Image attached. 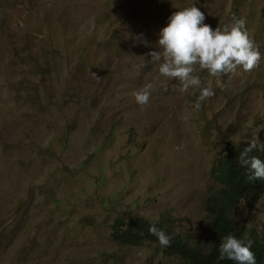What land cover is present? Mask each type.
<instances>
[{
	"label": "rangeland",
	"instance_id": "1",
	"mask_svg": "<svg viewBox=\"0 0 264 264\" xmlns=\"http://www.w3.org/2000/svg\"><path fill=\"white\" fill-rule=\"evenodd\" d=\"M190 6L213 29L245 19L261 53L223 88L198 71L215 93L198 110V89L175 91L147 62ZM253 137L264 143V0H0V264H185L159 242L121 244L112 223L168 215L207 248L211 167ZM233 218L264 236V195Z\"/></svg>",
	"mask_w": 264,
	"mask_h": 264
},
{
	"label": "clouds",
	"instance_id": "2",
	"mask_svg": "<svg viewBox=\"0 0 264 264\" xmlns=\"http://www.w3.org/2000/svg\"><path fill=\"white\" fill-rule=\"evenodd\" d=\"M204 20L205 14L196 6L173 12L167 25L159 32L158 50L151 51L149 53L151 59L147 61L149 64L158 65L159 76L179 82L175 91L186 93L189 89H198L199 96L195 104L197 110L203 101L215 94L211 84L201 86L202 82L197 74L198 71H206L210 77L217 78V86L223 88L224 85L219 79L220 77H231L236 74L238 69L251 73L259 67L261 61V53L246 28L245 19L234 18L230 26L216 27L215 29L204 23ZM156 87L155 83L150 82L134 92V99L141 108L149 103L151 94L156 90ZM245 143H248L249 146L245 147L239 155L240 165L248 170L249 182L258 179L264 180V160L257 156H249V153L254 149L264 152V143H260L255 137ZM247 206L248 209L253 207ZM207 213L209 214L208 211ZM157 221L168 222L166 215L158 218ZM239 225L254 227L257 230L254 225L248 222L242 221ZM149 232L158 238L161 246H170V238L162 230H158L153 225L149 228ZM257 232L259 231L257 230ZM218 251L221 260L228 259L234 261L235 264H256L255 254L251 250V242L245 244L241 239L231 234L223 238Z\"/></svg>",
	"mask_w": 264,
	"mask_h": 264
},
{
	"label": "trees",
	"instance_id": "3",
	"mask_svg": "<svg viewBox=\"0 0 264 264\" xmlns=\"http://www.w3.org/2000/svg\"><path fill=\"white\" fill-rule=\"evenodd\" d=\"M248 143L237 144L228 150V154L212 166V175L220 183L219 189L210 194L205 209L211 216V235L208 247L194 244L181 234H173L169 223L157 221L152 224L148 218L118 217L112 223V236L121 244H141L144 241L159 242L149 232L151 226L162 230L170 238V246L166 249L181 256L185 264H235L234 261L219 258V244L229 234L241 239L245 244L251 242V250L255 254L256 264H264V236L254 227L241 226L235 222L233 213L241 203L253 206L264 194V180L249 182L248 170L239 163V155ZM249 156H257L264 160V152L254 149ZM168 217V215H166Z\"/></svg>",
	"mask_w": 264,
	"mask_h": 264
}]
</instances>
